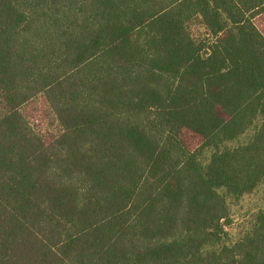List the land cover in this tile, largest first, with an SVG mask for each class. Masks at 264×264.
<instances>
[{
	"label": "trees",
	"instance_id": "trees-1",
	"mask_svg": "<svg viewBox=\"0 0 264 264\" xmlns=\"http://www.w3.org/2000/svg\"><path fill=\"white\" fill-rule=\"evenodd\" d=\"M262 15L0 0V264H264V210L226 231L264 185Z\"/></svg>",
	"mask_w": 264,
	"mask_h": 264
},
{
	"label": "rangeland",
	"instance_id": "rangeland-1",
	"mask_svg": "<svg viewBox=\"0 0 264 264\" xmlns=\"http://www.w3.org/2000/svg\"><path fill=\"white\" fill-rule=\"evenodd\" d=\"M257 24L264 32V15L256 19ZM36 128L45 131H54V123L51 120H39ZM254 134L253 130L239 139V142L247 141ZM230 146H235L231 143ZM209 152L205 154V160H208ZM231 222L228 223L226 231L229 233V243L236 242L241 238L250 226L252 216L260 210H264V185H260L254 192L236 200L228 199Z\"/></svg>",
	"mask_w": 264,
	"mask_h": 264
}]
</instances>
